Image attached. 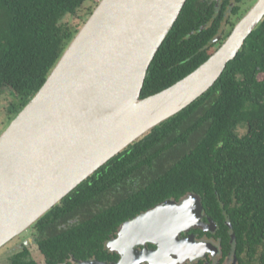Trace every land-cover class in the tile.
I'll return each instance as SVG.
<instances>
[{
  "label": "trees",
  "instance_id": "trees-1",
  "mask_svg": "<svg viewBox=\"0 0 264 264\" xmlns=\"http://www.w3.org/2000/svg\"><path fill=\"white\" fill-rule=\"evenodd\" d=\"M99 1L0 0V92L10 88L16 96L9 119L39 91ZM198 2L184 5L151 63L142 98L170 87L212 55L213 33L201 40L205 19ZM136 175L145 177L133 190L136 196L102 207L48 244L83 255L131 218L136 202L150 205L190 192L236 200L231 217L246 226L249 238L264 240V19L212 88L108 161L35 224L67 220Z\"/></svg>",
  "mask_w": 264,
  "mask_h": 264
},
{
  "label": "water",
  "instance_id": "water-1",
  "mask_svg": "<svg viewBox=\"0 0 264 264\" xmlns=\"http://www.w3.org/2000/svg\"><path fill=\"white\" fill-rule=\"evenodd\" d=\"M186 2H98L45 83L0 135V248L112 158L203 96L264 19V0H258L205 62L142 98L151 63ZM202 209L194 193L181 204L167 200L125 222L117 242L127 244L134 233L175 240L200 220ZM132 252L129 248L118 264H131Z\"/></svg>",
  "mask_w": 264,
  "mask_h": 264
},
{
  "label": "flooded vegetation",
  "instance_id": "flooded-vegetation-1",
  "mask_svg": "<svg viewBox=\"0 0 264 264\" xmlns=\"http://www.w3.org/2000/svg\"><path fill=\"white\" fill-rule=\"evenodd\" d=\"M198 1L205 19L199 29V32L204 34L201 40L213 33V37L208 42V47L213 53L226 42L238 22L258 2V0ZM144 180L145 177L140 175L128 178L125 186L109 189L99 200L94 202L91 200L78 207L67 220L59 217L54 223L49 222L42 227L33 224L0 248V264H92L93 262L118 264L125 259L129 248L134 252L131 264H264V240L249 238L246 226L239 225L237 220L231 217L230 210L231 207H235L236 200L229 201L218 196L214 198L207 194L194 193L201 199L203 208L201 218L197 223L189 224L178 233L177 239L162 242L145 236H136L134 233L128 235L129 245L126 242L124 244L117 242L121 235V226L125 222L147 213L148 210L167 200H175L181 204L193 192L180 199L169 198L150 205L148 201L136 202L137 212L121 222L117 228L109 229L107 238L95 244L94 249L87 248L83 255H78L76 249L65 250V253L56 249L55 245L48 244L49 240H56L57 233L84 218L92 217L102 207L107 208L117 204L123 197L129 195L136 196L133 190L140 188ZM2 251L5 252L1 255Z\"/></svg>",
  "mask_w": 264,
  "mask_h": 264
},
{
  "label": "rangeland",
  "instance_id": "rangeland-1",
  "mask_svg": "<svg viewBox=\"0 0 264 264\" xmlns=\"http://www.w3.org/2000/svg\"><path fill=\"white\" fill-rule=\"evenodd\" d=\"M72 20L74 23H77V19H75V20L72 19ZM15 100H16V96L14 95V92L10 88H5L0 92V135L9 126L10 122L14 119V118L9 119V111L8 110H9L12 102ZM4 252L5 251H2L1 255Z\"/></svg>",
  "mask_w": 264,
  "mask_h": 264
}]
</instances>
